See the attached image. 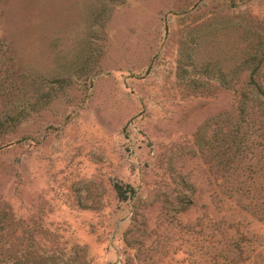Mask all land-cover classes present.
I'll return each mask as SVG.
<instances>
[{
	"label": "rangeland",
	"instance_id": "1",
	"mask_svg": "<svg viewBox=\"0 0 264 264\" xmlns=\"http://www.w3.org/2000/svg\"><path fill=\"white\" fill-rule=\"evenodd\" d=\"M251 81L264 0H0V264H264Z\"/></svg>",
	"mask_w": 264,
	"mask_h": 264
},
{
	"label": "trees",
	"instance_id": "2",
	"mask_svg": "<svg viewBox=\"0 0 264 264\" xmlns=\"http://www.w3.org/2000/svg\"><path fill=\"white\" fill-rule=\"evenodd\" d=\"M247 86H252V87L256 88L255 93H254L255 94V96H254L255 99L254 98L253 99L250 98L249 95H245V100L252 99V101H254L255 103H257V101H258V102H260V105H263L264 106V86L259 85V84L255 83L254 81L249 82L247 84ZM262 127L264 128V123H263V126ZM262 127H261V129L264 131V129ZM249 135L250 134H248V133L243 134L242 138H240L238 140V141H240L238 143V148H240L241 146H243L244 141L248 139ZM263 137H264V132H263ZM233 142L234 143L237 142L235 138H234V141Z\"/></svg>",
	"mask_w": 264,
	"mask_h": 264
}]
</instances>
